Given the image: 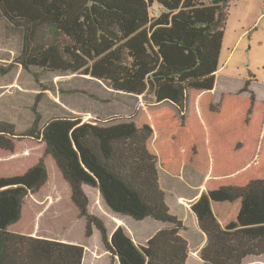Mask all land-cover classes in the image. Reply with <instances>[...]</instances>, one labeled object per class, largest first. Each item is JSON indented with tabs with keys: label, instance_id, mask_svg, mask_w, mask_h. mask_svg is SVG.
<instances>
[{
	"label": "trees",
	"instance_id": "obj_1",
	"mask_svg": "<svg viewBox=\"0 0 264 264\" xmlns=\"http://www.w3.org/2000/svg\"><path fill=\"white\" fill-rule=\"evenodd\" d=\"M230 2L0 0V16L20 34L16 62L25 70L90 76L113 92L151 97L156 107L106 126L55 118L40 127L37 119L21 135L14 124L0 123V164L20 141L31 152L32 142L45 147L25 173L0 174V264L85 263L82 245L18 231L26 199L49 181L50 157L87 221L86 238L100 232L119 264L190 260L185 225L167 204L159 166L174 177L189 167L208 178L192 206L207 239L201 264H244L264 255V100L250 90V78L236 94L219 102L213 96ZM4 66L0 75L13 67ZM85 186L98 190L115 216L167 227L144 246L122 226L109 236L89 211Z\"/></svg>",
	"mask_w": 264,
	"mask_h": 264
},
{
	"label": "rangeland",
	"instance_id": "obj_2",
	"mask_svg": "<svg viewBox=\"0 0 264 264\" xmlns=\"http://www.w3.org/2000/svg\"><path fill=\"white\" fill-rule=\"evenodd\" d=\"M157 11L154 6L152 13ZM20 50V34L0 16V65H13L8 74L0 75V123L14 124L19 135L27 132L37 119L40 127L55 118H81L106 126L132 120L134 116L156 108L151 97L113 92L90 76L57 75L35 68L25 70L16 62ZM219 67L221 72L215 101L219 102L222 94L228 93L227 90L234 93L240 91L249 78L253 80L259 96L264 98V0H231ZM169 106L164 104L161 107ZM25 144L26 140L17 144L16 155L4 152L0 174L21 175L33 166L34 160L45 154L44 146L32 142L35 150L31 152L30 144ZM46 164L49 181L39 193L26 199L23 219L17 226L21 230L18 231L84 246L86 253L83 264H119L106 251L100 232L94 230L93 237L86 238L87 221L81 218L72 203L67 182L52 157L47 159ZM206 182L205 175L189 167L185 168L182 177L171 176L160 167L161 188L166 193L167 204L173 214L184 218L181 219L185 225L183 234L190 242V250L197 254L192 253L193 258L200 257L199 243L201 240L204 243L206 237L193 211L186 214L184 211L188 206L192 208L201 198L198 191ZM85 193L90 200V213L100 218L111 233L114 225L121 221L108 211L98 190L87 186ZM181 195L189 199L181 200L180 204L178 197ZM192 196L193 199L190 198ZM152 221L127 220L129 225L125 222L124 228L129 237L142 246L138 240H149L154 234L153 227L155 233L165 227L160 222ZM11 231L16 232V229L12 228ZM193 258L191 264H194ZM244 264H264V255L249 257Z\"/></svg>",
	"mask_w": 264,
	"mask_h": 264
},
{
	"label": "crops",
	"instance_id": "obj_3",
	"mask_svg": "<svg viewBox=\"0 0 264 264\" xmlns=\"http://www.w3.org/2000/svg\"><path fill=\"white\" fill-rule=\"evenodd\" d=\"M220 72H221V69H220V71L218 72V74L216 75V86H215V89H214V91H213V96H214V98H215V95H216V93H217V91H218V87H219V82H218V79H219V76L218 75H220ZM245 83H246V81L244 82V84L241 86V89H240V91L243 89V87L245 86ZM250 90L252 91V92H254V94L256 95V97L257 98H259L260 100L262 99V100H264V98H262L261 96H259V94H258V92L256 91V88H255V86H254V84H252V86H251V88H250ZM226 92H228V93H234V91H232V92H230L229 90H227ZM239 92V91H238ZM238 92H235L234 94H236V93H238ZM224 94V93H223ZM222 94V95H223ZM249 94L248 93H244V96H248ZM222 97V96H221ZM214 100H217L216 98L214 99ZM217 102V101H216ZM158 170H159V177H160V166H159V168H158ZM185 173V168L182 170V173L180 174V176H177V177H182V174H184ZM207 178V177H206ZM207 180H208V178H207ZM207 183V182H206ZM206 183H205V185H206ZM161 185V184H160ZM205 185H202V187H201V189H199V191H198V193H200V195L202 196V194H203V192H204V190H205ZM86 188H87V186H85L84 187V191L86 190ZM197 193V194H198ZM191 199H193V196L192 197H190ZM178 199H180V204L182 203L181 202V200H184V199H189V197L188 196H185V195H181V196H179L178 197ZM166 201H167V197H166ZM181 206V205H180ZM188 206V205H187ZM107 208V207H106ZM108 209V208H107ZM171 209V208H170ZM192 211V208H191V206L189 207H186V211H184L185 212V214L188 212V211ZM108 211H109V209H108ZM110 212V211H109ZM171 212H172V210H171ZM111 213V212H110ZM173 213V212H172ZM112 214V213H111ZM113 216H115L114 214H112ZM195 215V214H194ZM115 217H118V216H115ZM180 219H184L183 217H179ZM196 218V217H195ZM118 219L121 221V223L120 224H118V223H116L117 225H114V227H113V231L111 232V233H109V236H112V234L114 233V231L119 227V226H122V227H124L125 225V222L127 223V225H129V222H127V220L128 221H131V222H136V221H133L132 219H130V218H121V217H118ZM150 220H152V219H147V220H145V221H143V222H148V221H150ZM197 220V219H196ZM152 222H154V221H152ZM123 224V225H122ZM131 224V223H130ZM134 224V223H133ZM162 225L163 226H165V227H163V228H166L167 227V225L166 224H163L162 223ZM163 228H160V229H158L157 230V232L159 231V230H161V229H163ZM136 230V229H135ZM185 231V229L181 232V235L186 239V236H184V234H183V232ZM137 232V231H136ZM152 232H154V234L152 235V237L157 233H155V228L153 227L152 228ZM152 232L150 233V234H152ZM137 234H138V232H137ZM149 234V235H150ZM204 234V233H203ZM94 235V234H93ZM139 235V234H138ZM205 235V234H204ZM138 237V236H137ZM151 237V238H152ZM206 237V236H205ZM150 238V239H151ZM149 239V240H150ZM149 240H146V242H143V241H140V240H138L139 241V244L140 245H142V246H144ZM187 240V239H186ZM133 241L135 242V244H137L138 245V242L137 241H135V239H133ZM188 241V240H187ZM188 243H189V249H190V242L188 241ZM206 243H207V239L205 240V242L203 243V240H201L200 241V243H199V245H201V248H199V255H200V250L202 249V248H204L205 247V245H206ZM86 253V252H85ZM190 253L192 254H196V253H194V252H192L191 250H190ZM197 255V254H196ZM192 255H191V257H190V260L188 261V264H191L190 263V261L192 260ZM193 263L194 264H201V260H200V257H198V256H194V258H193Z\"/></svg>",
	"mask_w": 264,
	"mask_h": 264
}]
</instances>
